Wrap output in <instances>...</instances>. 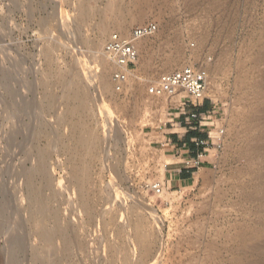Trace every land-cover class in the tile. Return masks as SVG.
Returning a JSON list of instances; mask_svg holds the SVG:
<instances>
[{
  "label": "rangeland",
  "instance_id": "1",
  "mask_svg": "<svg viewBox=\"0 0 264 264\" xmlns=\"http://www.w3.org/2000/svg\"><path fill=\"white\" fill-rule=\"evenodd\" d=\"M220 1L0 0V69L13 70L11 86L16 92L11 98L0 77V195L9 200L7 225L0 228V264H7L5 234L17 226L27 236L21 264H39L36 258L47 254L46 242L33 231L26 214L22 212L17 225L10 217L15 210L12 172L24 163L26 143L37 123L45 124L46 134L36 146L50 149L47 174L53 178L43 201L57 208L53 215L47 211L44 225L54 231L62 225L73 240L67 257L61 240L55 239L51 256H58L56 264H264V242L247 235L257 228L258 212L264 208V194L256 188L264 170V151L254 157L258 151L249 148L251 131L254 136L258 130L249 124L251 134L245 133L255 105L248 81L258 77L251 62L258 49L250 47L264 36V0H227L233 20L228 17L226 25H221ZM232 2L238 5V15L230 9L234 10ZM82 4L91 16H79ZM149 21L157 30L138 41L137 64L128 83L117 91L111 82L113 65L100 50L111 33L127 34ZM103 24L109 30L100 34ZM221 49L228 53L224 74L217 70ZM191 64L204 65L208 71L204 101L216 107L215 160L191 185H173L165 179L167 159L154 135L166 128L169 113L176 111L177 98L183 94L157 97L148 87L162 73ZM103 73L110 88H104ZM71 80H81L87 95L86 107L72 113L69 107L77 104L73 100L68 104ZM42 83L53 91H47L49 100ZM79 133L84 138L92 135L95 143L85 149L79 142L81 148ZM31 158L27 169L37 163L35 155L36 160ZM83 163L88 180L81 190L71 175ZM159 182L162 191L156 192L152 184ZM16 184L22 187V179ZM53 191L55 197L49 201ZM234 233L240 240L233 243Z\"/></svg>",
  "mask_w": 264,
  "mask_h": 264
},
{
  "label": "bare ground",
  "instance_id": "2",
  "mask_svg": "<svg viewBox=\"0 0 264 264\" xmlns=\"http://www.w3.org/2000/svg\"><path fill=\"white\" fill-rule=\"evenodd\" d=\"M83 2V1H82ZM228 1L227 0H221L220 1V6H221V17H220V19H221V25H226V21H227V19H228V17H230L229 16V14H228V11H227V9H226V3H227ZM233 3V2H232ZM81 4V3H80ZM243 4V3H242ZM228 5V4H227ZM232 5V4H231ZM233 5H234V3H233ZM232 5V6H233ZM237 5V4H236ZM236 5H234L233 7H234V10L232 9V8H230L235 14H237L236 13V11H238L236 8L238 7V5L236 6ZM82 6H83V4H82ZM87 6V5H86ZM230 6V5H229ZM231 6V7H232ZM85 7L83 6V8L82 7H80L79 8V16L81 17V16H83V17H85V16H89V14L91 13V11L90 10H86V9H84ZM229 9V8H228ZM89 11H90V13H89ZM233 12H232V14H233ZM230 15H231V13H230ZM238 15V14H237ZM90 16H91V14H90ZM236 16V15H235ZM82 17V18H83ZM233 17H234V15H233ZM231 19H232V16L230 17ZM236 18V17H235ZM262 18H263V20H264V14H263V16H262ZM83 19H85V18H83ZM87 19H88V17H87ZM233 20V19H232ZM231 20V22H233ZM118 22V24H120V22H119V20H115V22ZM229 21H230V19H228V23H229ZM117 22H116V24H117ZM235 22V21H234ZM233 22V23H234ZM124 22H122V24H123ZM263 23H264V21H263ZM121 25V24H120ZM119 25V26H120ZM231 25H233L232 23H231ZM234 26V25H233ZM233 26H231V30H232V27ZM121 27V26H120ZM263 27H264V25H263ZM223 28V27H222ZM264 29V28H263ZM99 32H100V34H105L106 32H108V30H109V25L108 24H103L102 26H100V28H99ZM224 31V30H223ZM120 32V31H119ZM228 32H229V30H228ZM225 33V32H224ZM232 33V32H231ZM226 35V34H225ZM228 35V34H227ZM141 40V39H140ZM253 47H250V48H254V47H256L258 50V53H256L257 55L256 56H254L252 59H251V62H252V64L254 65V67H255V69H257V74H258V77L255 79V78H253L252 80H250V81H248V83L250 84V86H251V88H253V93H252V95L254 94L255 95V105L253 106V108L251 109V112H250V114H249V116H247V119H246V126H245V130H246V134L248 133V132H250L251 131V128L252 127H254V129H257L258 131V133H257V135H254L253 136V133H255L254 131H251V132H253L252 133V139H251V143H250V145H249V148H251V149H256V151H258V153L256 152L255 153V155H254V157H257V158H259V156L260 155H262V151H264V36H262V37H259V39H257V41H254L253 42V45H252ZM230 48V47H229ZM226 49V48H225ZM224 49V50H225ZM224 50H222L221 49V58H220V61L218 62V69L217 70H219L220 71V73L221 74H224V73H226L225 72V70H228V69H226V65H227V63H228V51H227V49H226V51L227 52H224ZM230 50H231V48H230ZM101 52H100V54L102 55V56H104L105 58H107V56L105 55V53L103 52V47H102V49L100 50ZM254 51V50H253ZM45 52H47V51H45ZM49 52V51H48ZM49 54V53H48ZM47 54V55H48ZM232 55V54H231ZM230 55V56H231ZM49 56V55H48ZM47 56V57H48ZM219 56V57H220ZM47 59V58H46ZM48 59H49V57H48ZM108 59V58H107ZM170 59V58H169ZM50 60V59H49ZM48 60V61H49ZM136 64H137V61H136ZM232 65V64H231ZM251 66V65H250ZM3 67V66H2ZM12 67V66H11ZM16 67V66H15ZM253 67V68H254ZM232 68V67H231ZM250 69V68H249ZM15 70V69H14ZM253 70V69H252ZM249 71V70H248ZM228 72V71H227ZM60 73V72H59ZM76 74V73H75ZM235 74V73H234ZM244 74V73H243ZM16 75V74H15ZM60 76H61V74H59ZM62 75H63V73H62ZM228 75V74H227ZM226 75V76H227ZM250 75V74H249ZM256 75V74H255ZM221 76V75H220ZM223 76V75H222ZM225 76V77H226ZM254 76V75H253ZM0 77L2 78V83H3V85H4V87H5V89L8 91V93H12L11 94V98L15 95V89H13V87L11 86V81H13L14 80V74H13V70H3V68L2 69H0ZM62 77V76H61ZM77 77V76H76ZM241 77H243V76H241ZM64 78V77H63ZM100 78H101V80L103 81V83H104V88H110V85H111V83L110 82H108V78H107V75H106V73H103L101 76H100ZM235 78H236V76H235ZM239 78V77H238ZM77 79V78H76ZM80 79V78H79ZM241 79V78H240ZM18 80V79H17ZM22 80V79H21ZM237 80V79H236ZM15 81V80H14ZM24 81V80H23ZM22 81V82H23ZM60 81V80H59ZM77 81V82H76ZM76 81H73L72 82V80L71 81H69L70 83V85H68V83L66 82V84L69 86V87H67V99H68V101H69V103L68 104H70V102L72 101L73 103L75 102L77 105H76V107H69V112L70 113H72L73 111H76V110H78V107H79V109L80 108H84V107H86V105H85V102H87V100L85 99V98H87L86 96V94H85V92H84V90H83V88L81 87V80H79V82H80V84H79V82H78V80H76ZM225 81V80H224ZM241 81V80H240ZM47 82V81H46ZM65 82V81H64ZM112 82V81H111ZM246 82V81H245ZM245 82L243 83V84H245ZM48 83V82H47ZM47 83H45L44 85H43V83L41 84L42 85V87H43V89H44V95H45V98L47 99V100H49V96H48V94H47V91H49L48 89H46L47 87H48V85H46ZM63 83V82H62ZM109 83V84H108ZM234 83V82H233ZM13 84H14V82H13ZM12 84V85H13ZM65 84V83H64ZM64 84H63V86H64ZM65 84V85H66ZM82 84H84V83H82ZM2 85V86H3ZM40 85V86H41ZM50 85V84H49ZM18 86V85H17ZM62 86V87H63ZM23 87V86H22ZM61 87V86H60ZM239 87V86H238ZM53 89V88H52ZM21 90V89H20ZM86 90V89H85ZM237 90V89H236ZM249 90H251V89H249ZM111 91V90H110ZM50 92V91H49ZM48 92V93H49ZM53 92V91H52ZM52 92H50V93H52ZM252 92V91H251ZM49 93V94H50ZM65 93V92H64ZM21 94V93H20ZM58 95V94H57ZM66 96V95H65ZM64 96V97H65ZM42 97H43V95H42ZM14 98V97H13ZM66 99V100H67ZM12 100H14V99H12ZM20 100V99H19ZM50 100H51V98H50ZM67 101V102H68ZM52 102H53V98H52ZM56 102V101H55ZM19 103V102H18ZM51 103V102H50ZM65 103V102H64ZM253 103V104H254ZM65 104H67V103H65ZM52 105H53V103H52ZM71 105H74V104H71ZM70 105V106H71ZM12 106V105H11ZM64 106V105H63ZM67 106V105H66ZM75 106V105H74ZM25 110H26V106H25V108H24ZM28 109V108H27ZM62 109V108H61ZM82 109H80V110H82ZM87 109V108H86ZM86 109H84V110H86ZM11 110V109H10ZM16 110V109H15ZM24 110V111H25ZM49 110V109H48ZM67 111V110H66ZM68 112V111H67ZM54 113V112H53ZM77 113H79L80 114V112H77ZM245 113H247V112H245ZM66 114V113H65ZM74 115V114H73ZM69 116H71V115H69ZM244 116V115H243ZM63 117V116H62ZM246 118V117H245ZM65 121V120H64ZM72 122V121H71ZM70 122V123H71ZM244 122H245V120H244ZM74 124V123H73ZM73 124H72V126H73ZM252 125V127L250 126V125ZM78 125V124H77ZM65 127V126H64ZM75 127V125L73 126V128ZM257 127V128H256ZM68 128V127H67ZM31 129V128H30ZM77 129V128H76ZM243 130V129H242ZM253 130V129H252ZM31 130H29V132H30ZM73 131H74V129H73ZM16 132V131H15ZM19 132V131H18ZM75 132V131H74ZM73 132V133H74ZM77 132V131H76ZM81 132V131H80ZM251 132L249 133V135L251 134ZM45 134H46V129H45V124H42V123H39V125H38V123H37V125L35 126V127H33V130L30 132V139L31 140H28V142L26 143V150L25 149H23V150H25V152L23 153V157H24V160H23V164H19V165H17L15 168H14V170H13V172H12V177L11 178H13L12 179V181H11V189H14V196H13V200H12V208H11V210H13V209H15L14 211H17V214H16V216H14V211H12L11 212V214H12V216H10V217H12L14 220H11V221H15L14 223H15V225H17V224H21L20 223V216H22L24 213L26 214V218H27V222L29 223V225H31V227H33V231H35V230H37L38 231V235H39V237L42 239V240H44L45 242H46V247H47V254L44 256V257H37L36 259H37V262L39 263V264H56V262H58V260L56 261L55 259L58 257L55 253H54V255H56L57 257L55 258V259H53L52 258V256H51V254H52V251H53V249H56V248H54L55 247V245H54V241H56L57 239H60L61 240V243H62V246L61 247H63V254L65 255V256H67V255H69V253L71 252V250H70V248H72L71 246H73L72 245V241L73 240H71V238H70V236L68 235V232H67V228L66 229H63V227H59L58 225H59V221H58V219H57V215L54 217V219H53V222L55 223V224H57V225H55L56 227L58 226V228H57V230L55 229V231L54 230H50V228L49 229H47L46 227H45V225H44V222L45 221H47L48 220V215H47V211L48 210H50V211H52V215L54 214V213H56L57 212V208H51V206L52 205H50V204H46V203H44V201H43V199H44V197H43V193H44V191L46 190V189H50L51 188V186L53 185L52 184V179L50 178V176H48V174H47V172H49L48 171V168H47V160H48V158H49V156H51L50 155V149H46V148H39L40 146H38V148H37V146L36 145H38L37 143H38V141L40 140V138L41 137H43V136H45ZM75 135V134H74ZM73 135V136H74ZM72 136V137H73ZM79 140H78V138H77V140H78V142H77V144L80 142V144H81V146L83 147V148H85V149H88L90 146H92L94 143H95V139L93 138V136L91 135L90 137H88V138H84L83 136H82V134L81 133H79ZM248 136V135H247ZM251 136H249V137H251ZM26 137V136H25ZM74 138V137H73ZM76 139V138H75ZM62 144V143H61ZM79 145V144H78ZM80 146V145H79ZM80 146V147H81ZM81 147V148H82ZM23 148H25V147H23ZM69 148H70V145H69ZM31 149V150H30ZM21 151H22V149H21ZM23 152V151H22ZM34 155H35V157L37 158V160L36 159H34ZM259 155V156H258ZM6 157V156H5ZM33 159H32V158ZM32 159V160H36V165H35V167H33V168H31V169H27L26 167H25V163L29 160V159ZM81 160V159H80ZM82 161V160H81ZM13 162V161H12ZM77 163H78V160L76 161ZM72 163V162H71ZM75 164V163H74ZM73 165V164H72ZM77 166H75V168H76ZM72 168V167H71ZM74 169V168H73ZM8 171V170H7ZM74 171H75V173L73 174L72 173V178H73V175H74V177H75V179H76V181H78V183H79V187H80V189L81 190H83L84 189V187H85V182L88 180H86V178H88V176L86 177V171L87 170H85V166H84V163L83 164H80L76 169H74ZM88 174V173H87ZM10 175V174H9ZM91 177V176H90ZM251 177L253 178L254 177V174H252L251 175ZM19 178H21L22 179V184H23V186L22 187H17V184H16V181L19 179ZM5 179V178H4ZM160 183V182H159ZM2 184V183H1ZM256 184V183H255ZM161 185V184H160ZM2 186V185H1ZM152 186H153V184H152ZM162 186V185H161ZM1 188V187H0ZM3 188V187H2ZM88 188V187H87ZM256 188H259V190H262V192H263V194H264V170L263 171H261V173H259V175H258V177H257V185H256ZM162 189V188H161ZM3 190V189H2ZM2 190H0V194H1V191ZM80 190V191H81ZM85 191V190H84ZM155 191V190H154ZM160 191H162V190H160ZM164 191V190H163ZM5 192V191H4ZM21 192V193H20ZM13 194V193H12ZM54 194H56L55 193V191H53V194L49 197V201H51V198H53V197H55V195ZM85 194V193H84ZM81 195H82V193H81ZM86 196H88L87 195V193L85 194ZM84 195V196H85ZM159 195V194H158ZM85 196V197H86ZM10 197V196H9ZM89 197V196H88ZM83 198V197H82ZM81 198V199H82ZM87 198V197H86ZM85 198V199H86ZM263 198H264V196H263ZM85 199H83L84 201H85ZM6 200H8V199H5V201ZM88 200V199H87ZM4 201V199H2V196L0 195V228H2V227H5V225H7L6 223H7V216L5 215L6 214V210H7V208H5V206L8 204L7 202H9V200L7 201V202H5ZM11 201V200H10ZM81 201V200H80ZM84 201H83V203H84ZM24 202V206H22V203ZM87 202V201H86ZM93 202V201H92ZM7 203V204H6ZM89 203V202H88ZM6 204V205H5ZM262 204H263V202H262ZM10 205V204H9ZM35 205H37V206H35ZM90 205V204H89ZM81 206H82V201H81ZM263 206H264V204H263ZM10 207V206H9ZM87 207H90V206H87ZM86 207V208H87ZM93 208H94V206H93ZM83 209H84V207H83ZM90 209H91V207H90ZM85 210V209H84ZM95 210V209H94ZM22 212H23V214H22ZM10 213V212H9ZM8 213V214H9ZM59 213H60V211H59ZM87 213V215H89V213L88 212H86ZM93 213V212H92ZM7 214V215H8ZM22 214V215H21ZM258 214H260V220L258 221V222H256L257 223V228L256 229H254L253 231H252V233H250V232H248V236H249V238H250V236H252V238H254V239H257V240H261V241H263L264 242V208L261 206V209H260V211L258 212ZM51 215V216H52ZM91 215V214H90ZM93 216V215H92ZM61 217V216H60ZM23 218V217H22ZM21 218V219H22ZM91 218V217H90ZM9 219V218H8ZM25 219V218H24ZM60 219V218H59ZM135 219V218H134ZM9 221V220H8ZM119 221V220H118ZM10 222V221H9ZM19 222V223H18ZM21 222H22V220H21ZM52 222V223H53ZM17 223V224H16ZM68 224V223H67ZM113 224V223H112ZM14 225V224H13ZM24 225H26V224H24ZM54 225V224H53ZM65 225V224H64ZM9 226V225H8ZM7 226V227H8ZM20 226V225H19ZM22 226V225H21ZM20 226V227H21ZM52 226V225H51ZM68 226V229H69V227H71V226H69V225H67ZM235 226V228H236V225H234ZM6 227V228H7ZM15 227V226H14ZM18 227V226H17ZM17 227H15V228H17ZM109 227V226H108ZM15 228H13V229H10V231L8 232V234H5V232L3 231V233L2 234H5L6 235V243H7V250H6V252H4L5 253V257H6V263L7 264H21V262H20V254H23V249H24V244L26 243V238H24L25 236H26V234H25V236L23 237V235H24V233H23V235L22 234H20L19 232H20V230L19 229H15ZM22 228V227H21ZM4 229V228H3ZM24 229V228H23ZM51 229H52V227H51ZM73 229V228H72ZM19 230V231H18ZM70 230V229H69ZM68 230V231H69ZM23 231V230H22ZM2 232V231H1ZM35 234H36V232H35ZM69 234H72V233H69ZM142 234V233H141ZM145 235V234H144ZM246 235V236H247ZM224 236V235H223ZM27 237V236H26ZM144 237V236H143ZM239 237H240V235H238L237 233H234V234H231L230 235V240L234 243V242H237L238 240H240L239 239ZM136 238V237H135ZM139 238V237H138ZM56 239V240H55ZM73 239V238H72ZM141 241V240H140ZM141 244H142V242H141ZM263 248H264V246L262 245V250H263ZM6 249V248H5ZM260 251H261V249H260ZM55 252V251H54ZM62 253H61V256H63L64 257V255H63ZM70 256V255H69ZM54 257V256H53ZM68 257V256H67ZM62 258V257H61ZM58 259V258H57ZM60 261H61V259H60ZM58 264V263H57Z\"/></svg>",
  "mask_w": 264,
  "mask_h": 264
},
{
  "label": "built area",
  "instance_id": "3",
  "mask_svg": "<svg viewBox=\"0 0 264 264\" xmlns=\"http://www.w3.org/2000/svg\"><path fill=\"white\" fill-rule=\"evenodd\" d=\"M157 25L153 21L134 26L129 33L113 32L103 45V52L113 65L111 81L117 91H121L134 71L139 56L137 43L140 39L153 35ZM208 71L204 65L191 64L166 71L152 81L148 92L157 97L177 98L176 103L183 107H199L203 104L207 89ZM175 102L170 103L172 106ZM194 143L203 146L192 161L195 167L200 166V159L207 152L206 142L194 139ZM189 163V162H187ZM153 190L160 192V183H154Z\"/></svg>",
  "mask_w": 264,
  "mask_h": 264
},
{
  "label": "crops",
  "instance_id": "4",
  "mask_svg": "<svg viewBox=\"0 0 264 264\" xmlns=\"http://www.w3.org/2000/svg\"><path fill=\"white\" fill-rule=\"evenodd\" d=\"M176 111L170 112L166 128L154 135L163 147L167 159L165 179L169 184L188 186L202 170L210 168L215 160V106L204 101L199 107L177 105ZM216 128V127H215ZM194 139L206 142L207 152L200 159V166L192 161L203 146L194 143ZM215 140V141H214ZM189 162V163H187Z\"/></svg>",
  "mask_w": 264,
  "mask_h": 264
}]
</instances>
